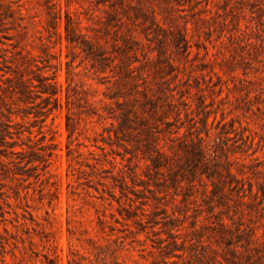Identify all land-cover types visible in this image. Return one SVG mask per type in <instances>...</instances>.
I'll return each instance as SVG.
<instances>
[{
  "label": "rangeland",
  "instance_id": "1",
  "mask_svg": "<svg viewBox=\"0 0 264 264\" xmlns=\"http://www.w3.org/2000/svg\"><path fill=\"white\" fill-rule=\"evenodd\" d=\"M0 264H264V0H0Z\"/></svg>",
  "mask_w": 264,
  "mask_h": 264
}]
</instances>
